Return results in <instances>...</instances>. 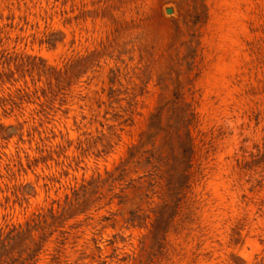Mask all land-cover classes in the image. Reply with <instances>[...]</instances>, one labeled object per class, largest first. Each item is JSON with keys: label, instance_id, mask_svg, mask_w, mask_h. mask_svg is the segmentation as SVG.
Segmentation results:
<instances>
[{"label": "rangeland", "instance_id": "obj_1", "mask_svg": "<svg viewBox=\"0 0 264 264\" xmlns=\"http://www.w3.org/2000/svg\"><path fill=\"white\" fill-rule=\"evenodd\" d=\"M0 264H264V0H0Z\"/></svg>", "mask_w": 264, "mask_h": 264}, {"label": "water", "instance_id": "obj_2", "mask_svg": "<svg viewBox=\"0 0 264 264\" xmlns=\"http://www.w3.org/2000/svg\"><path fill=\"white\" fill-rule=\"evenodd\" d=\"M166 13L167 14H171L172 13V10L171 9H166Z\"/></svg>", "mask_w": 264, "mask_h": 264}]
</instances>
